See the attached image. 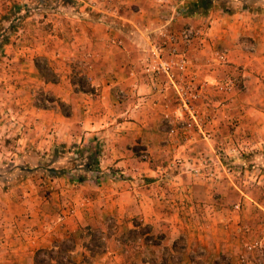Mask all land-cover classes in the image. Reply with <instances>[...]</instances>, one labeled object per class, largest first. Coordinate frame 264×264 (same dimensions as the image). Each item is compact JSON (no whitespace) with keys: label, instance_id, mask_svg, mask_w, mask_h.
Listing matches in <instances>:
<instances>
[{"label":"crops","instance_id":"crops-1","mask_svg":"<svg viewBox=\"0 0 264 264\" xmlns=\"http://www.w3.org/2000/svg\"><path fill=\"white\" fill-rule=\"evenodd\" d=\"M54 1L0 0V18L13 3H37L1 50L0 165H38L60 144L100 146L103 177L41 172L0 186V264H34L37 248L83 230L105 241L89 264H222L235 255L256 264L245 245L264 247V6L199 14L188 10L197 0ZM190 27L201 33L179 40L186 69L147 72L158 55L172 57L165 33ZM227 75L240 80L229 92L218 86ZM80 237L71 264L87 254Z\"/></svg>","mask_w":264,"mask_h":264},{"label":"trees","instance_id":"trees-1","mask_svg":"<svg viewBox=\"0 0 264 264\" xmlns=\"http://www.w3.org/2000/svg\"><path fill=\"white\" fill-rule=\"evenodd\" d=\"M72 4V0H68ZM261 0H197L193 2L188 10L190 13L205 14L214 6L220 7L227 13H235L238 11H250L251 9L262 8L264 5ZM34 3H13L12 6L5 11L0 18V59L2 57V48L9 43L11 37L16 33L18 28L22 25L23 21L31 14L30 10L33 8ZM76 80V79H75ZM76 82V81H75ZM78 84L81 90L94 92V88L87 85L83 79H78ZM39 101L42 98H38ZM38 103V102H37ZM38 105H42L41 102ZM101 147H90L89 145L79 146L78 144H60L50 154L41 155V162L34 165L28 159L17 163H7L8 167L2 172L0 171V186L9 190L25 181L26 179L44 173L46 176H60L69 171L77 174L79 180H85L89 177V172L96 173L97 180L103 177V173L99 169V156ZM36 154L34 150H28L23 156ZM62 161L61 166L56 164ZM59 251L54 258L55 251L53 249H39L34 258V264H70V258L65 262L64 254L69 249L66 242L56 245ZM47 252L49 259L43 258L42 254ZM225 258V257H224Z\"/></svg>","mask_w":264,"mask_h":264},{"label":"built area","instance_id":"built-area-1","mask_svg":"<svg viewBox=\"0 0 264 264\" xmlns=\"http://www.w3.org/2000/svg\"><path fill=\"white\" fill-rule=\"evenodd\" d=\"M200 31L195 28H187L185 29L182 34L176 35L172 32L167 31L165 33L166 40L171 43V50L170 53L172 57L170 59H163L162 55H158L154 61L149 62L146 71L152 74H160L164 73L170 78H174L176 75V70L183 72L186 69L187 66V58L185 56V53L180 52L177 45L179 43V40L182 38V40L185 43H190L194 40V38L198 37L200 35ZM219 58L221 60L225 59V56L223 54L219 55ZM239 84L238 78L235 75H227L223 80L219 81L218 86L221 90H224L226 92H229L233 89H235ZM182 104L183 106L189 110L191 113V119L192 122H196V114L193 110L194 107L191 104V98L188 97L186 92H182ZM192 122H189L187 126H191ZM209 136L210 134H207ZM205 162H202L201 165L205 166ZM194 173H201L202 167L198 164H194L191 168ZM235 207H238L235 205ZM74 209L70 208L69 213H73ZM261 242L259 240H255L253 242H249L247 245H245L247 250H253L254 248H260ZM245 259V258H244Z\"/></svg>","mask_w":264,"mask_h":264},{"label":"rangeland","instance_id":"rangeland-1","mask_svg":"<svg viewBox=\"0 0 264 264\" xmlns=\"http://www.w3.org/2000/svg\"><path fill=\"white\" fill-rule=\"evenodd\" d=\"M75 1L78 2V0H72V4H73V7L72 8H75L76 7ZM54 2H56V7H61L62 6L63 8L64 7L67 8V6L69 5L68 0H56ZM59 2H62V3H59ZM35 5L37 6V3H34L33 8H31V10H30L31 14L30 15H33V14L35 15L36 14L35 11H34L36 9L35 8L36 7ZM195 29H198V28H195ZM238 81H239V84H240L239 78H238ZM239 84H238V86H239ZM253 150H255V149H253V148L250 149L249 150V154H252ZM244 155H245L244 157H246V156L249 157V155H246V154H244ZM7 163H3L2 165H0V171L1 170L3 171L4 169H6L8 167ZM9 163H12V162H9ZM250 165L251 164H247L244 167L247 170H249V176H251L252 170L254 169L253 168V165L252 166H250ZM230 168H231V166L227 164L226 165V170H229ZM231 171H232V168H231ZM263 172H264V170L261 168L260 173H263ZM240 176H242V174ZM248 180L251 181L252 179L249 178ZM261 186H264V185H261ZM263 221H264V219H263ZM80 236L68 235V237H66L65 239H63V241H55L54 243H51L50 244L51 246H49V247H39V248L36 249L35 255H36V252L39 249H53L55 251V253H53L54 254V258H56V256H57L56 253H57V251H59L58 250L59 247H57L56 245H58V244L60 245V243L66 242L67 246L71 250H68V252L67 251L65 252V254H64V260L66 262L67 259L70 258L71 261L73 262V259H72V255L73 254H72L71 251H73L74 249H76L77 243L79 244V242H81V240H79V237H80V239H84L85 238V240H84V247H86L87 254L83 257V260L80 263H78V264H89V263L93 262V259L97 256V253H100L103 250L104 245H105L103 242H105V241L103 239V235H101L99 233H93L90 230H83V232L80 233ZM247 251H252V252H254L256 254L255 255V257L257 258V261H255L256 264H264V247H263V244H261L260 248H254L253 250H247ZM35 255H34V258H35ZM78 255H81V250L78 251ZM42 256H44L43 258H46V259L51 258V257H49V255H48L47 252H44L42 254ZM235 257L236 258H233V259L232 258H226V257L225 258H221L219 260V262L221 261L222 264H246V260L243 261L241 259H238L237 258V255H235ZM199 262H202V261L200 260ZM52 264H56L55 261H52Z\"/></svg>","mask_w":264,"mask_h":264}]
</instances>
